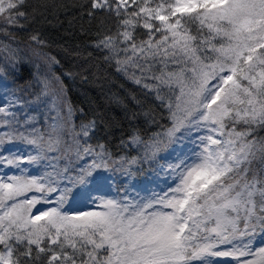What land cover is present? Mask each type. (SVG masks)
Wrapping results in <instances>:
<instances>
[{
  "label": "snow or ice",
  "instance_id": "1",
  "mask_svg": "<svg viewBox=\"0 0 264 264\" xmlns=\"http://www.w3.org/2000/svg\"><path fill=\"white\" fill-rule=\"evenodd\" d=\"M71 8L0 0V264H264V0Z\"/></svg>",
  "mask_w": 264,
  "mask_h": 264
},
{
  "label": "trees",
  "instance_id": "2",
  "mask_svg": "<svg viewBox=\"0 0 264 264\" xmlns=\"http://www.w3.org/2000/svg\"><path fill=\"white\" fill-rule=\"evenodd\" d=\"M60 2L68 5L69 10L67 15H61L59 17V26L53 27L52 24L43 21L41 23L43 24L49 38L56 39L58 43H64L65 48L68 49L67 53L61 51L60 55L57 57L60 59L61 64L64 65L66 69L71 65V71L79 72V67H77L79 61L74 59L72 53L76 50V46L78 44H83L88 37L81 34L80 25L84 23V21H82L77 15V10L71 8V6L80 2V0H60ZM53 54L56 55V52H53ZM66 83H68L71 89L69 94L74 98L77 96H83L84 94H87L90 98L97 97L98 88L96 87V82L92 80L91 76H89L88 81H82L80 76L77 75L74 80H68Z\"/></svg>",
  "mask_w": 264,
  "mask_h": 264
}]
</instances>
